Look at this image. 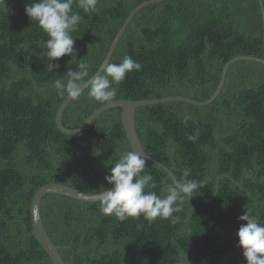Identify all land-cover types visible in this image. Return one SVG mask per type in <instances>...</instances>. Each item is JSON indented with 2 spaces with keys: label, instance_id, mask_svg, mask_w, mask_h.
Wrapping results in <instances>:
<instances>
[{
  "label": "trees",
  "instance_id": "1",
  "mask_svg": "<svg viewBox=\"0 0 264 264\" xmlns=\"http://www.w3.org/2000/svg\"><path fill=\"white\" fill-rule=\"evenodd\" d=\"M147 0H99L98 13L82 17L72 33L74 53L51 63L47 39L25 13L31 0L0 4V264H52L32 236L30 203L46 184L97 194L105 176L130 146L120 110L98 116L75 135L55 124L67 97L54 87L77 65L87 81L99 68L130 11ZM262 6L264 10V0ZM130 56L141 65L119 85L117 100L182 96L207 100L223 66L238 56L264 59L258 0H165L141 9L130 21L108 63ZM83 82V83H84ZM90 88L62 114L67 129L80 126L103 104ZM185 117L190 119L185 120ZM135 130L146 172L163 197L174 180L200 185L178 202L172 219L121 221L100 203L45 195L43 226L64 264H247L238 247L239 216L264 223V65L239 61L226 73L221 92L206 106L180 101L137 108ZM187 170L188 177L183 173Z\"/></svg>",
  "mask_w": 264,
  "mask_h": 264
},
{
  "label": "clouds",
  "instance_id": "2",
  "mask_svg": "<svg viewBox=\"0 0 264 264\" xmlns=\"http://www.w3.org/2000/svg\"><path fill=\"white\" fill-rule=\"evenodd\" d=\"M76 7L84 13H98L99 0H75ZM74 0H31L25 6V13L32 24L37 25L46 35L42 42V55L51 61L48 70L59 68L53 63L74 53L75 40L72 33L77 29L82 17L73 11ZM141 65L130 56H125L119 64L107 63L101 73L88 82L89 93L95 101L108 105L117 96L119 85L133 71H140ZM66 80L56 79L54 87L59 95H67L70 100L78 99L82 93L84 78L88 76V65L80 63L75 71H69ZM190 117H185V120ZM147 160L137 151L123 154L113 166L105 181L110 187L97 192L100 211L106 216H114L124 221L128 218L143 217L154 221L157 218L172 219L180 211L178 202L195 196L201 188L195 180H174L167 187L163 197L148 188L155 187L153 177L146 172ZM185 170L183 176L188 177ZM241 226L237 232L238 247L242 250L247 264H264V223L247 212L239 216Z\"/></svg>",
  "mask_w": 264,
  "mask_h": 264
},
{
  "label": "water",
  "instance_id": "3",
  "mask_svg": "<svg viewBox=\"0 0 264 264\" xmlns=\"http://www.w3.org/2000/svg\"><path fill=\"white\" fill-rule=\"evenodd\" d=\"M6 0H0V4L3 3ZM165 0H147L139 5H137L135 8H133L127 18L125 19L124 23L120 27L119 31L117 32L116 36L114 37L107 54L105 58L103 59L101 65L97 69V71L87 80L83 83L82 91H84L86 88L89 87L88 82L92 80L97 73H101L103 71V68L105 65L109 62L111 56L114 53V50L121 39L125 29L129 25L132 18L144 7L163 2ZM259 6L261 8V16H262V27H263V51H264V10L262 6V1L258 0ZM239 61H248V62H255L264 65V59H259L256 57L251 56H238L230 61H228L222 69V73L219 79L218 86L214 93L205 101H195L186 97L182 96H175V97H168V98H162V99H147V100H117L113 101L108 105H102L98 109H96L80 126H78L75 129H67L62 124V114L66 107L69 105V103L72 101L68 98V96L63 100V102L58 107L56 114H55V124L56 127L59 129L60 132L66 134V135H75L83 131L86 127H88L98 116H100L102 113L112 110V109H119L120 110V118L121 123L125 132V136L127 138V141L129 143L130 149L135 150L138 153H140L147 161L163 168L160 163L156 162L141 146V143L139 141V138L137 136L136 130H135V111L137 108L148 106V105H154V104H163L168 102H174V101H180L184 102L190 105L194 106H206L213 102L215 98L218 96V94L221 92L225 76L227 73L228 68ZM167 171V170H166ZM170 176L172 174L167 171ZM48 194H54V195H60L63 197L71 198L77 201L87 202V203H96L99 202V199L97 198V194H87L84 193L78 189L71 188L65 185L56 184V183H50L46 184L45 186L41 187L39 190L36 191L34 196L32 197L31 203H30V220H31V226H32V236L34 240L41 246L43 251L47 254L52 264H64L61 256L58 253V247L51 241L49 238L42 220L40 216V202L42 198L45 195Z\"/></svg>",
  "mask_w": 264,
  "mask_h": 264
},
{
  "label": "rangeland",
  "instance_id": "4",
  "mask_svg": "<svg viewBox=\"0 0 264 264\" xmlns=\"http://www.w3.org/2000/svg\"><path fill=\"white\" fill-rule=\"evenodd\" d=\"M147 100V99H146Z\"/></svg>",
  "mask_w": 264,
  "mask_h": 264
}]
</instances>
